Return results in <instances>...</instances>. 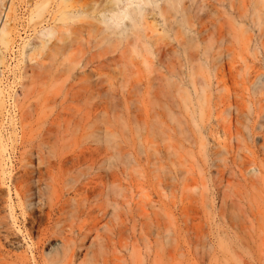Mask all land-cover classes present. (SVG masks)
<instances>
[{"label": "rangeland", "instance_id": "obj_1", "mask_svg": "<svg viewBox=\"0 0 264 264\" xmlns=\"http://www.w3.org/2000/svg\"><path fill=\"white\" fill-rule=\"evenodd\" d=\"M20 1L15 0L17 4ZM46 1L49 8H44V14L40 13L44 15L42 20L40 16L31 18L26 9L20 12V34L15 37L12 48L5 52V64L0 65L4 86L0 130L8 143L13 164L19 156L18 141L26 135L37 139L43 129L36 124V114L52 113L56 107L50 98L63 93L69 113L64 129L67 144L111 143L116 159L125 157L133 162L137 159L148 162L130 168L128 220L121 215L124 210L119 199L121 195L117 194L119 190L115 192L118 184L112 189L117 197L112 192L115 198L112 196V202L109 200L111 203L107 204L116 203V206H107L112 212L101 221L105 224L98 225L100 233L109 227L114 232L104 253L109 259L107 264H123L115 257L128 258V264H264V4H259L264 1L248 0L252 4L258 2V21L262 23L254 19L252 4L247 0H244L246 7L240 0H226L227 3L223 0L222 5H217L222 10L216 7L208 13L211 21H217L226 20L229 13V18L234 15L238 19L239 11L244 12L243 19L240 17L241 20L234 23L244 22L241 30L245 29L243 34L248 40L235 43L231 48L224 47V42L220 45L221 39L215 35L209 38L206 35L204 43L197 46L200 60L195 59L199 55L192 50L196 49V44L190 49L182 47L188 52L192 50L191 54L181 50V46L174 47L173 51L162 53L161 50V54H156L155 49L137 51L130 48L125 60L116 61L113 66L109 65L110 68L107 66V70L105 66L103 71L100 68L101 73L98 71L95 75L98 77L99 73L100 78H87V81L96 82L95 99L102 102L96 119L83 126L77 123V117L80 118L83 111L85 114L89 100L81 98L80 94L77 97L83 90L79 88V79L64 78L49 85L33 75L34 60L29 61L24 55L38 42L36 31L51 21L50 15L59 7L56 6L58 1L61 7L87 13L92 6L99 7L103 0H67V5L62 4L65 0L62 3L61 0ZM223 7L225 11L229 9L226 11L229 13L226 14ZM168 11L166 15L169 13L172 17L171 10ZM83 16L72 22L67 19V23H72H68L70 28L82 22L87 27L93 25L88 28H95V33L86 30L81 36L92 40L98 23ZM244 18L251 22L247 23ZM74 20L78 24H73ZM148 20L155 23L151 16ZM231 22L232 32L226 37L231 34L232 39L233 35L240 37L241 26ZM72 30L63 32L64 36L57 43L67 44L72 38L76 39ZM186 32L179 31L182 36ZM156 33L164 40L175 34L165 33L160 25H156L153 32L148 31V34ZM54 40L50 39L48 44ZM108 47L112 49L113 46ZM78 55L81 56L79 53L75 57L68 56L73 61L68 60L76 62ZM190 55H195V60H188ZM257 79L263 86L259 82L253 85ZM107 92L112 93L113 98ZM0 189V212L11 232L10 241L1 246L3 252L7 256H26V264H40L30 257V240L17 229L21 217L18 207L10 208V201L11 204L16 201L13 189L10 198L5 185L0 184ZM100 224L106 227H102V231ZM6 259L5 264L12 263Z\"/></svg>", "mask_w": 264, "mask_h": 264}, {"label": "bare ground", "instance_id": "obj_2", "mask_svg": "<svg viewBox=\"0 0 264 264\" xmlns=\"http://www.w3.org/2000/svg\"><path fill=\"white\" fill-rule=\"evenodd\" d=\"M222 1L223 0H103L99 7L92 6V9L89 8L90 10L87 13H82L81 10L74 9L73 7L69 9L68 6H66V9L59 5L60 1H58V4L56 1L55 5L57 4L56 6L59 7L53 9L51 15V11H48L51 21H47L46 25L41 26L40 29L36 31L35 37L39 40L37 43L33 44L31 50L27 52L24 57L26 56L29 61L34 60L35 65L31 68V72L37 78L48 82L49 85L57 81L61 82L64 78L79 79L81 84L79 88H83V92L79 91L80 93H78L77 97L81 96L82 98V96H84L83 98L86 97V99L88 98L89 100V105L85 114L83 111L81 113L82 115L78 114L80 118L77 117V123H82L81 125L83 126L84 124L92 123L93 120L96 119L95 114L100 107V102H102H97V98L95 99V97H97L95 93L97 95L98 92H96L98 88L96 82L92 80L89 81V79L87 81V78H100L99 73L98 77H96V72H98L100 68L101 71H103L104 69L102 67L104 66L107 70V66L109 67L111 64L113 66V63L122 60L125 53H127L130 48H132L131 50L135 48L134 50L138 49L139 51H152V49H155L158 51L156 54H161V50H163L162 53L167 50L173 51L172 49L177 46H181V50H184L182 47L190 49L193 48L190 47L191 45L196 44V49L193 48L192 50H196L194 52L197 55V46L204 43L207 39L205 37L206 35L208 38L215 35L216 38L218 37L221 39V42L219 41L220 45L225 43V46H223L227 47L226 45H228V48H231L235 43L239 44L245 39L248 40V37L243 34L245 29L243 28V32V29L241 30L244 24L243 21V24H240L238 21L241 26L239 27V30H241L239 31L241 33L240 37L233 35L232 39L231 33L229 38L226 37L229 31L232 32L231 21L234 23L235 20L240 19L241 16L243 17L244 12L240 13L239 11V15H236L238 19H235L234 15L232 16L233 18H229V14L231 13L226 12L229 9L226 7L228 10L225 11V7H223L225 13H229L228 17H225L226 20L222 18V15L221 19L223 20H210L208 13L212 9H216L218 4L222 5ZM66 2L68 1L65 0V3H62L61 0V3L64 5H67ZM133 2L136 3L132 4ZM236 2L234 4H238ZM240 2L244 4V0H240ZM253 2H256V0ZM225 3H227L226 0ZM260 3L264 4V2H259V4ZM228 4L231 5L230 2ZM249 4L251 5L252 1ZM256 4H252L253 12L251 13L256 16L252 14V16L255 17L254 19L259 23V21L261 22L262 20L258 21V19H260V10L257 7L260 6L259 4L256 6ZM46 5H48V1L46 0H21L20 4H17L15 0H0L1 66L6 62L5 52L12 48L15 37L20 34L19 26L21 27L22 25L20 23V12L26 9L30 11L31 18L33 16L39 17L40 13L44 14L43 11H46L44 10L45 7L46 9L49 8ZM224 5L225 4H223V6ZM228 7L230 8V6ZM219 9H221V7ZM219 9L218 11L221 12L222 9ZM249 9L252 10V8ZM167 10H171L173 18L171 17L172 14L168 13L169 11L167 12L169 16L166 15L165 12ZM230 11L233 10L230 8ZM215 13H212V16H215ZM236 13H238V11ZM220 14L218 16H220ZM80 15H82L83 18V15L89 16L92 18V20L89 19L91 22L98 23L96 27L97 33L95 35L92 34L94 39L92 36V40H90L91 38L89 40L81 38V36L84 35L82 32L86 30L95 33V30H93L95 28L92 30L89 29L93 25H90L88 22L87 23L90 25L88 26L89 28L85 26L83 22V25H80L74 20L75 23L73 24L77 23L79 26L75 25L70 28L72 25L70 22H72L74 18L79 19ZM149 16L153 18L154 24L149 22ZM245 16H248V13ZM252 16L248 18H252ZM40 17L42 20L44 15ZM67 19L68 21L71 20L68 22L71 25H68ZM245 20L247 22V19ZM249 21L247 23H249ZM257 22L255 23L256 25H258ZM156 25H160L165 33L166 31H170V35L175 33L174 36H171V38L169 37L170 39L168 40H164V37H161L159 33L154 35H152L153 33L148 34V31L149 33L150 31H154ZM233 25H238V23H234ZM67 27L71 30L73 29L72 32L76 34V39L70 37L72 40L70 42L68 41L69 43L67 42V44L57 43V40L60 41L62 36H64L63 32L70 30ZM183 29L184 31L187 30L186 34L189 33L188 36L185 34L183 37L181 33H179L180 30L183 32ZM37 34H39V36ZM52 38L55 40L48 44V41ZM245 43H247V41H245ZM111 44L113 47L109 49L108 46ZM27 45L28 44L24 45L23 48L26 49ZM192 50H189V52L188 50L184 51L185 53L187 51L191 54ZM194 52L192 54H194ZM77 53L81 54V56L78 55L81 59L78 57L76 62H72L73 58L71 59L69 57H72V55L75 57ZM35 56L38 58H35ZM193 56L190 55L187 57L190 58L188 60L194 59ZM200 56L201 53L198 58L196 57L195 59H199ZM45 60H48V63H46ZM76 65H78V67L74 70ZM101 71L99 72L101 73ZM1 79L2 74L0 70V110L4 102V86ZM257 82L262 84V81H258V79L256 83L254 81L255 84H252L256 86ZM82 83H85V85ZM74 87L75 86L71 87V89L73 90ZM81 92L83 94H81ZM59 93L60 92H58V94ZM86 93L87 95H85ZM111 94L109 96L113 98ZM64 95L65 94L61 93L54 98H50L56 107L52 113L46 115L40 113L36 114L34 118L36 124L40 125L43 129L39 133L37 139L27 137L26 135L18 141L16 150H18L19 156L14 164L11 160L8 143L2 137L0 130V184L6 186V194L9 198L10 191L13 189L16 201L12 204L10 201V208L13 206L20 209L19 214L21 219L19 224H17V229L20 232H24V235L30 240L29 248L32 260L40 264H107L109 259L104 253L106 247L109 246V242L113 238L112 234H114V232H112V228L110 227L105 229V225L102 226L101 224H105L106 222L101 223V221H104L106 215L112 212L108 210L107 206L113 205L114 208L116 206V203L112 205L107 203L113 196L112 192L116 194L115 192L119 190L117 194L120 193L121 196L119 195L120 197H118L124 208V210H122L123 214L121 215L124 216V220H128L130 208L128 198V186L130 184L129 180L131 175L130 168L140 164L144 165L143 161L147 162V160L142 161V159H140L142 161L140 163L139 159H134V162L128 158L125 159V157L116 159V157H114L115 149L111 143L92 144L76 142L74 144H67L64 141V129L67 124V116L69 113L66 112L67 104L65 100H67V97L65 98ZM102 105H104V103ZM76 111L78 112L80 110L77 109ZM259 112L261 113V111ZM257 113L258 112H256L255 115H257ZM27 117L29 116H26L25 119ZM41 128L39 127V129ZM262 137L264 139V134ZM10 167L13 170L10 169ZM115 184H118V187L115 186ZM114 186L118 188L116 191L114 190L115 192L112 191V189L115 188ZM0 191L2 190L0 189ZM117 194L115 195L116 197ZM115 196H113V198H115ZM110 201L112 202V200ZM110 201L109 203H111ZM115 202L118 203V201ZM122 220L123 219H121V221ZM99 223H101V231L102 227L105 229L102 233L99 232ZM6 225L5 216L1 215L0 212V264H5L7 262L6 258L11 260V264H26V256L20 255L14 257L13 254L7 256L3 252L1 246L4 242H9L11 238V232ZM79 254H82L81 261L77 263L76 261ZM115 260H121L123 264L129 263L126 257H115Z\"/></svg>", "mask_w": 264, "mask_h": 264}]
</instances>
